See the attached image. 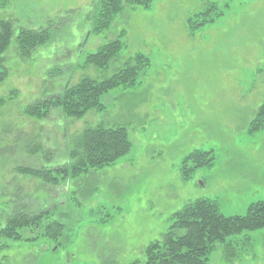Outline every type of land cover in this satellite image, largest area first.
I'll list each match as a JSON object with an SVG mask.
<instances>
[{
    "label": "rangeland",
    "instance_id": "1",
    "mask_svg": "<svg viewBox=\"0 0 264 264\" xmlns=\"http://www.w3.org/2000/svg\"><path fill=\"white\" fill-rule=\"evenodd\" d=\"M97 1L10 0L0 9L15 34L45 28L51 37L27 61L14 39L3 56L0 229L22 211H48L63 226L55 241L42 228L19 231L21 241L0 237V264H143L145 248L186 204L208 200L225 216H243L264 202V131L248 132L264 101V0H153L148 10L124 4L95 34ZM210 6L207 18L195 17ZM118 37L124 49L106 70L83 64ZM136 55L145 60L135 87L102 96V112L76 120L55 110L43 121L22 114L84 76L109 78ZM97 126L127 131L131 149L114 165L56 188L17 172L69 165L73 138ZM37 144L35 156L27 153ZM195 151L210 153L211 166L185 162ZM226 243L236 257L230 261L219 244L208 264H264V229Z\"/></svg>",
    "mask_w": 264,
    "mask_h": 264
},
{
    "label": "trees",
    "instance_id": "2",
    "mask_svg": "<svg viewBox=\"0 0 264 264\" xmlns=\"http://www.w3.org/2000/svg\"><path fill=\"white\" fill-rule=\"evenodd\" d=\"M152 1L98 0L92 15L93 32L100 34L107 31L122 12L124 4L148 10ZM9 2L10 0H0V9ZM212 8L213 6L207 7L203 13L195 17L207 18ZM204 23L206 21L197 24L196 27ZM188 24L191 22L188 21ZM13 39L19 57L27 61L33 52L45 46L51 37L49 30L45 28L39 30L22 28L15 34L11 19L0 20V84L7 78L3 56ZM123 49L124 44L118 37L99 47L94 53L88 54L83 64L97 70H106ZM144 60L141 55H136L112 76L101 81L84 76L76 84L67 86L61 94L37 100L26 106L22 114L30 120L43 121L55 110H60L66 118L76 120L83 118L90 111L102 112L104 107L100 104V98L114 89H133L138 71L144 66ZM6 101L10 100L7 98ZM0 102L5 101L0 99ZM261 131H264V101L248 125L250 134ZM40 148L38 144L33 145L28 148L30 150L27 153L35 156ZM130 149L131 143L124 127H88L73 138L68 154L72 163L69 165L43 169L18 168L17 172L56 188L63 182L78 179L90 171L95 172L114 165L126 156ZM47 153L50 155L49 151ZM209 155L208 152L195 151L187 156L185 162L191 161L194 169L209 167L212 164ZM186 170L193 171L192 167ZM170 220L171 225L162 237L145 248L143 264H208V256L219 244H222V249L231 261L236 257V250L231 244L226 243V239L264 229V202L250 204L243 216H225L219 212L214 202L200 199L186 204L175 212ZM44 221L48 222L43 228ZM31 228H42L44 236L54 241L60 237L63 230L59 222L49 220L48 211L43 210L32 215L22 211L10 218L5 227L0 229V237L21 241L19 231ZM3 249L4 245L0 244V253Z\"/></svg>",
    "mask_w": 264,
    "mask_h": 264
}]
</instances>
